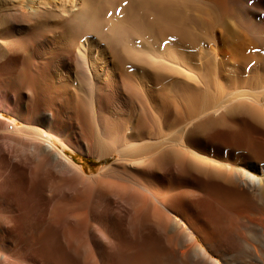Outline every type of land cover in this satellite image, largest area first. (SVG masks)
<instances>
[{"label": "bare ground", "instance_id": "6f19581e", "mask_svg": "<svg viewBox=\"0 0 264 264\" xmlns=\"http://www.w3.org/2000/svg\"><path fill=\"white\" fill-rule=\"evenodd\" d=\"M87 35L135 72L99 65ZM199 42L204 61L193 65ZM75 147L115 160L87 175L64 152ZM255 173L264 176V0H0L2 260L24 234L19 179L42 200L35 225L47 212L58 228L88 216L102 241L148 231L178 264H264Z\"/></svg>", "mask_w": 264, "mask_h": 264}, {"label": "rangeland", "instance_id": "374dc122", "mask_svg": "<svg viewBox=\"0 0 264 264\" xmlns=\"http://www.w3.org/2000/svg\"><path fill=\"white\" fill-rule=\"evenodd\" d=\"M89 40L94 42L93 44L97 43L96 46L97 49L99 50L97 54L98 56H96L95 52L93 54H95L94 58L95 59L97 58L98 60L97 62L99 65L104 63L107 64L109 67H111V69H113L114 67V69L116 70L117 69L121 70V77H125L126 75L128 74L130 75L133 72H135L136 69L134 67L126 70L123 68V66L117 64L114 61V59L112 60V53L109 50H107V48H105L106 46L105 43L103 41H99L98 38L96 39L94 36L87 35L80 40L81 42L80 41L79 42L87 43ZM195 45L194 48H196L197 50L191 47L188 50L189 52L187 53L189 55L193 54V56L190 55L191 64L198 65L197 63H199V65H201V62L204 61L203 58L204 56L203 52L205 51L204 45L202 44V42H199V44L197 43ZM103 49H105V51L103 53H100V51H102ZM109 52L110 54H108ZM99 60L101 63L99 62ZM151 82L146 84L147 89H153L157 91L160 90L161 85L160 86L155 85ZM4 117L12 120V117L10 116L4 115ZM72 128L73 127L67 129L66 132L64 133L65 135H63L62 138L61 137L58 138H61L62 141L64 140L66 143V137H68L71 134ZM64 152L66 153L67 156H69L72 159L73 163L80 166L83 169V172L87 175H95L96 173L99 172V170L102 167H106L110 165V163H112L115 160V156H109L108 158L99 161L93 157L87 156L83 149L80 150V148L77 149L76 147L75 149L72 148L70 150H65ZM234 169L245 171V168L240 164L234 166ZM255 174L258 178L264 177L263 175H260V173H255ZM13 189L14 190L11 191L14 192V195L15 196L18 195L17 197H19L17 198L18 206L15 210V214L16 216H18L17 219L20 220L19 227L21 228L25 227L23 228L24 234L20 242L18 241L15 244L11 245L10 247L11 250L7 253L8 255L7 258L5 259L3 258L2 260L0 256V264L2 263L3 264H178L177 262H174L175 260H172L169 257L170 252L168 248H166L167 250L166 249L163 250L162 248H158L152 245L150 240L152 239V235L148 231L145 232L136 231L134 234H129L128 232H125V230H123L122 233H125L124 235L122 233L121 234L119 233L118 235L113 237L110 241L109 240L102 241V238L94 234V230L93 228H91L92 222L88 219V216L87 219L82 221V224L79 227L74 226L75 222H73L71 219L68 218L65 220L64 225L61 227L59 226L58 228V225H56L55 223L54 224H52L51 222H50L51 224L47 223L48 221L47 219L50 212L46 213L48 215L45 216L44 221H42V219L41 220L38 219V222L40 224L37 223V225H35V222L33 221L34 219L32 218L33 215L30 216V214L32 213L35 215H39L43 211L42 200L39 197V194L36 189V185L33 183L24 185L23 183H21L19 179H15ZM73 196L72 195L70 196L68 195V193H66L65 202L70 200V197ZM24 212L26 214L29 213L28 216ZM193 212L192 213L195 215L199 214L200 208L194 209ZM27 217L28 218L31 217V219L29 218L30 220H28ZM28 221H30L31 223H29ZM20 222L22 223L20 224ZM27 223L29 224L27 225ZM73 228L76 230H81L80 232L81 237L77 241H73L71 236L68 235L70 233L72 234V231H74ZM182 228L186 229V225L185 224L182 225ZM121 230L122 229H120L119 231ZM195 240L203 247L198 236L197 237L195 236ZM91 241H93V243ZM89 248L90 250L91 249L92 250L90 251ZM97 249L100 251H98ZM14 250L21 252L19 253L17 252V254L19 255H15L13 254L15 252ZM212 258L217 259L216 256H212Z\"/></svg>", "mask_w": 264, "mask_h": 264}]
</instances>
